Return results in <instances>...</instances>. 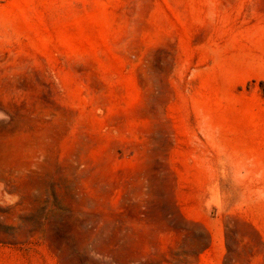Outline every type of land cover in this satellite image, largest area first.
<instances>
[{"label":"rangeland","instance_id":"rangeland-1","mask_svg":"<svg viewBox=\"0 0 264 264\" xmlns=\"http://www.w3.org/2000/svg\"><path fill=\"white\" fill-rule=\"evenodd\" d=\"M0 264H264V0H0Z\"/></svg>","mask_w":264,"mask_h":264}]
</instances>
